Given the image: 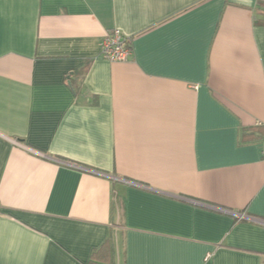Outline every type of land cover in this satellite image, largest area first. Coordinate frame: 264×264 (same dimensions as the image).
<instances>
[{"label":"crops","instance_id":"crops-1","mask_svg":"<svg viewBox=\"0 0 264 264\" xmlns=\"http://www.w3.org/2000/svg\"><path fill=\"white\" fill-rule=\"evenodd\" d=\"M260 1L0 0V264H264Z\"/></svg>","mask_w":264,"mask_h":264},{"label":"built area","instance_id":"built-area-1","mask_svg":"<svg viewBox=\"0 0 264 264\" xmlns=\"http://www.w3.org/2000/svg\"><path fill=\"white\" fill-rule=\"evenodd\" d=\"M100 54L111 62L126 61L131 55L129 40L120 30H111L101 40ZM260 153L264 160V136L260 143Z\"/></svg>","mask_w":264,"mask_h":264},{"label":"trees","instance_id":"trees-1","mask_svg":"<svg viewBox=\"0 0 264 264\" xmlns=\"http://www.w3.org/2000/svg\"><path fill=\"white\" fill-rule=\"evenodd\" d=\"M260 6H262L264 8V0L260 1ZM262 23H264V19H263Z\"/></svg>","mask_w":264,"mask_h":264}]
</instances>
